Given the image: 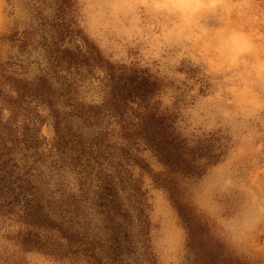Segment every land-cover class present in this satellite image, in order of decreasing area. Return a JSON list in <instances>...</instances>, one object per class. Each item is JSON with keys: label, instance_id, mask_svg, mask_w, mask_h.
Listing matches in <instances>:
<instances>
[{"label": "rangeland", "instance_id": "obj_1", "mask_svg": "<svg viewBox=\"0 0 264 264\" xmlns=\"http://www.w3.org/2000/svg\"><path fill=\"white\" fill-rule=\"evenodd\" d=\"M0 154L45 205L111 193L132 243L108 250L83 210L68 241L54 204L39 226L0 214V264H264V0H0Z\"/></svg>", "mask_w": 264, "mask_h": 264}, {"label": "trees", "instance_id": "obj_2", "mask_svg": "<svg viewBox=\"0 0 264 264\" xmlns=\"http://www.w3.org/2000/svg\"><path fill=\"white\" fill-rule=\"evenodd\" d=\"M118 84V81L114 79ZM115 87L114 94H119ZM117 90V91H116ZM137 124L138 137L144 141L164 165L172 169H180L184 172L193 168L194 164L186 157L185 149L176 143L168 129L164 130L159 122H156L148 115L139 117ZM0 154V214L8 215L15 213L20 215L22 219L28 220V224L38 225L43 224L41 213H48L51 206L57 204L62 219L57 225L56 223L49 224L51 227L62 230V235L66 240L74 235V228L79 224L83 217L79 211H85L88 217L96 216L97 220L100 218V226L108 232V250L119 248V246L129 248L131 243L130 231L128 229V221L125 217L126 213L122 212L119 207L115 205L114 198L111 193L102 192L93 199L81 194L75 197L71 204H62L53 200L46 202L43 200L40 186L34 183L33 179L37 180V168L34 166L28 167L23 173L18 170L16 163L11 162L10 159H1ZM4 156V155H3ZM108 190L109 187L105 186ZM92 199V200H91ZM50 207V209H49ZM66 218V220H64ZM85 221V220H84ZM66 222V223H65ZM62 223H65L63 225ZM24 235V236H23ZM21 235V239L31 242L32 247L44 249L45 251H52L50 242L43 240L41 237H33L28 234ZM81 240V239H80ZM28 244V243H27ZM93 245V244H92Z\"/></svg>", "mask_w": 264, "mask_h": 264}]
</instances>
